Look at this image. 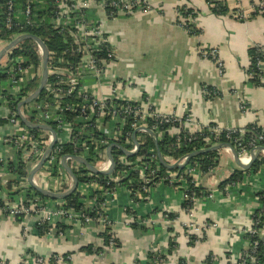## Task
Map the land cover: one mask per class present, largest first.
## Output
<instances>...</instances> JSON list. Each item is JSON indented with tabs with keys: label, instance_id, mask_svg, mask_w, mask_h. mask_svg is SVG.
<instances>
[{
	"label": "crops",
	"instance_id": "crops-1",
	"mask_svg": "<svg viewBox=\"0 0 264 264\" xmlns=\"http://www.w3.org/2000/svg\"><path fill=\"white\" fill-rule=\"evenodd\" d=\"M146 1L151 7L146 14L103 19L118 56L115 72L129 85L122 91L125 96L149 101L163 115L190 116L202 129L217 125L264 129V63L260 85L249 78V51L259 47L264 53V14L253 15L260 0H225L229 13L223 16L211 14L206 0ZM181 7L195 11L197 34L189 35L177 24L176 12ZM236 11L248 18L236 19ZM212 49L218 52L220 71L201 55ZM8 115L0 111V159L16 163L17 154L1 141L12 130ZM217 153L218 165L212 171L204 173L200 168L201 172L194 173L200 190L211 192L213 198L200 201L193 213L185 210L180 187L159 182L136 199L118 187L104 207L105 223L87 214L91 222L55 219L43 223V231L37 214L24 221L0 217V264H34L35 257L44 259V264L55 258L59 259L55 264H153L155 255L164 259L162 264H205L210 258L212 264H230L247 247L244 232L259 208L264 165L244 171L226 148ZM60 169L64 170L61 163ZM2 170L0 199L27 200L24 194L9 200L3 191L15 178L6 166ZM235 172L240 174L237 181L221 188ZM34 180L40 188L56 192V179L45 172H37ZM42 201L52 207L61 200ZM85 201L84 196L81 203ZM195 223L202 227L201 233L189 234V225ZM24 224L30 233H24ZM105 235L114 238L115 248L104 244ZM190 235L197 241H191ZM169 241L175 243L171 253ZM89 246L102 252L90 254Z\"/></svg>",
	"mask_w": 264,
	"mask_h": 264
},
{
	"label": "built area",
	"instance_id": "built-area-1",
	"mask_svg": "<svg viewBox=\"0 0 264 264\" xmlns=\"http://www.w3.org/2000/svg\"><path fill=\"white\" fill-rule=\"evenodd\" d=\"M150 10L146 0H0V26L4 34H10L7 40H1L6 42L5 45L22 35H33L29 31L44 32L41 38L36 37L47 49L46 83L38 98L21 107L19 112L27 121L50 126L56 132L57 142L48 160L38 171L56 179V193L67 191L72 185L71 177L60 169L62 159H65L73 172L85 170L72 159L73 156L81 157L97 170L106 172L111 167L106 155L109 145H118L130 153H136L131 160L121 152L119 154V148L112 147L115 148L113 155L111 153L115 169L110 175L103 176L102 180L85 170V177L91 180L79 182L76 189L82 200L84 196L86 198L81 209L70 208L62 200L50 207L36 196L14 202H9L6 197L0 199V217L24 221L37 214L40 216L37 225L42 227L43 223L55 219L91 222L87 217V214H91L100 223H105L102 218L104 207L118 187L124 188L130 197L136 199L150 193L159 182L180 187L184 192L185 210L193 213L200 201L213 198L211 192L200 190L198 176L194 174L197 170L201 172L199 164L189 162L182 171L173 170L161 174L154 150L146 146V137H150L147 130L154 133L157 141L156 135L162 139L166 133L175 138L177 144L181 139L185 142L201 139L206 148L229 144L244 165L250 162L252 153L259 152V156L264 157V146L261 145L264 142V129L257 134L251 133L246 141L245 129H224L218 125L202 129L190 116L163 115L155 112L149 101H133L125 96L122 91L127 90L129 85L115 72L118 56L106 34L103 19L132 15L135 12L146 14ZM187 10L184 7L182 12ZM182 12L178 9L176 16L177 24L184 29L185 23L193 22V18L183 16ZM258 14H264V0L253 7V15ZM234 17L248 18L241 11H236ZM32 43L38 57L37 66L27 64L20 55H13V51L21 44L5 54L8 56L5 68L0 66V75L5 77L0 83V111L8 112L7 125L12 129L8 130L1 141L6 148L20 154L23 162L27 163V174L20 179V187L29 186L28 173L53 141L49 132L32 130L23 125L18 117V105L16 108L12 105V102L19 100V91L30 82H40L42 76L43 51L36 42ZM201 55L209 58L221 70L222 63L217 50L201 51ZM263 63H258L260 73ZM253 77L249 73V78ZM33 91L27 93L19 103ZM203 93L208 94L205 89ZM163 127L168 129L161 130ZM66 145L70 148L68 154L64 152ZM258 147H262V150L259 151ZM226 150L231 152L228 148ZM186 158L163 159L169 165H181ZM1 162L6 161L0 159ZM2 169L0 167V175ZM33 181L36 184L34 177ZM257 198L259 208L253 216L251 227L244 232L248 240L247 247L230 264H264L257 253L259 240L264 234V199L262 201L260 196ZM260 224H263L262 229L258 228ZM24 225V233H30ZM201 228L196 223L190 224L188 233L198 235ZM193 235L190 236L197 241ZM107 244L115 248L114 238L110 237ZM33 260L34 264L45 263L42 258L35 257ZM51 260L56 263L59 259ZM212 260H208L209 264H212ZM163 261V258L156 255L152 263L162 264Z\"/></svg>",
	"mask_w": 264,
	"mask_h": 264
},
{
	"label": "trees",
	"instance_id": "trees-1",
	"mask_svg": "<svg viewBox=\"0 0 264 264\" xmlns=\"http://www.w3.org/2000/svg\"><path fill=\"white\" fill-rule=\"evenodd\" d=\"M206 4L211 12V14L215 15V16H223L229 13V8L227 7V4L225 2V0H206ZM184 7L179 8V11H183ZM183 16L187 17L188 15L191 16L193 18V21L195 19L196 13L195 11H193L192 9H189L187 11L182 12ZM184 29L185 31L189 34V35H195L198 32L196 31L193 22H188L185 23L184 25ZM31 34L40 37L42 33H44L43 31H29ZM10 34H4L1 26H0V41L1 40H7L9 38ZM47 46L49 47V45L47 44ZM13 55H20L24 58V60L26 61L27 64H34L37 66L38 64V57L36 56V52H35V46L33 45L32 41H25L23 42L17 49H15L13 51ZM249 59H250V70L249 73H252L254 75V77L251 79V82L256 85L259 86L260 85V77L262 76V74L260 73V71L258 70V63L259 62H264V53L262 51L261 48L259 47H255L252 48L249 51ZM5 79V77H2L0 75V83ZM36 88V84L35 82H30L26 88L22 89L21 91H19V95H18V99L16 103L12 102L13 107H17V105L19 104V101L21 99H23L27 93L33 91ZM208 90V89H206ZM150 124L152 123L149 120ZM54 128V125H51ZM168 129V127H163L161 130H166ZM245 131H247V133L245 134V140H248V137L250 136V134H257L260 133L262 131L261 128L257 127V126H250L248 128L245 129ZM157 139H158V148L159 151L161 153V156L163 158H172L174 160H179L184 156H188L193 152L196 151H200L203 149H206V145L205 143L201 140V139H196L193 140L191 142H185L183 139H181L179 141V144L176 143L175 138L173 137H169L168 134H164L162 139L159 138L158 135ZM223 142H226L225 139L222 138ZM261 145L264 146V142H261ZM146 146L151 147L154 152H155V148H154V144H153V139L150 137H146ZM64 152L66 154H68L70 152V148L68 145L64 146ZM119 154L120 151H118ZM156 154V152H155ZM21 155H17V162L13 163V162H1L0 163V167H5L6 166V170H8L9 175H12L13 178L10 180L7 185L5 186L4 189V193L9 196L10 201H12V198H14L15 196L19 195V194H24L25 198L28 200V198L33 196L39 197L42 200H47L46 198H43L42 196H40L39 194H37L35 191H33L29 186L28 187H20L19 186V182L20 179L26 177L27 174V163L23 162L22 158L20 157ZM134 158H131V160ZM89 161L92 162V159L89 158ZM192 163H198L201 170L204 173H208L210 171H212L217 165H218V153L217 152H211V153H206L203 155H199L193 159H191ZM261 165H264V158L263 157H259V159H256L255 162L252 165L253 171H256ZM174 171H177V169H175ZM179 171V170H178ZM167 170L164 169L161 166V174L166 173ZM87 172L85 170H80V171H74V174L76 175L77 179L79 182H87L90 181L91 179H87V177H85V174ZM240 174L235 172L228 180L222 182L220 184L221 188L224 187L227 184L230 183H234L237 181V179L240 177ZM99 179H102L103 176H98ZM258 196L262 197V201L264 199V191L259 193ZM64 202L67 204L68 207L73 208L78 210L81 206H82V197L77 193H73L72 195H70L69 197H67ZM263 218H264V211H263ZM264 221V219H263ZM258 228L262 229L263 228V224H260L258 226ZM41 230H46L45 226H42L40 228ZM108 238L109 236L105 235L103 237L104 239V244L108 243ZM191 241H194V238L191 239ZM117 244V243H116ZM175 247V243H173V241H169V248H168V253H171V251L174 249ZM86 251L90 254H99L102 252L101 249H95L93 250L90 246L86 249ZM257 253L260 256V259L264 260V245L261 242V239L259 240V245L257 248ZM156 255L152 258V260H155ZM55 261L51 260V264H54ZM179 264H186L184 261H180ZM205 264H209V261H206Z\"/></svg>",
	"mask_w": 264,
	"mask_h": 264
},
{
	"label": "water",
	"instance_id": "water-1",
	"mask_svg": "<svg viewBox=\"0 0 264 264\" xmlns=\"http://www.w3.org/2000/svg\"><path fill=\"white\" fill-rule=\"evenodd\" d=\"M25 41H33L36 42L42 49L43 51V55H42V76L39 82V85L36 87V89L32 92L31 95H29L27 98H25L23 101H21L18 104V108H17V112H18V117L20 119V121L22 122L23 125H25L26 127H28L29 129L32 130H42V131H47L49 132L52 137H53V141L52 143L48 146V148L46 149V151L44 152L43 156L41 157V159L39 160V162L37 163V165L29 172L28 176H27V184L29 185V187L35 191L37 194H39L40 196H42L43 198L46 199H52V200H65L67 197H69L70 195H72L73 193L76 192L77 186H78V179L76 177V175L74 174V172L69 168V166L65 163V159H62L61 164L62 167L64 168L65 172L71 177L72 179V185L71 187L62 193H54V192H50V191H46L45 189L40 188L39 186H37L34 181H33V177L34 175L41 169V167L46 163V161L48 160L50 154H51V150L54 147V145L57 142V135L56 132L47 125H37L34 123H31L29 121H27L19 112L20 108L26 105L31 104L32 102H34L38 96L41 94V92L43 91L44 85L46 83V78H47V49L45 48V45L34 35H22L16 39H14L13 41H11L10 43H8L7 45H5L4 47H2V49L0 50V60L2 59V57L5 56V54L10 51L11 49L15 48L16 46L22 44ZM147 133L149 134V136L153 139V144H154V148H155V152H156V157L158 160V163L160 164V166H162L164 169H166L167 171H173L175 169L182 171L186 165L189 164V162L191 161V159L199 156V155H203L206 153H211V152H217L223 148H228L231 151V154L233 156V160L235 162V164L241 168L244 171H249L253 165V163L255 162L256 159H258L259 157V152L256 153H252L251 154V160L247 165L242 164L237 156L236 151L233 149V147L229 144L226 143H222V144H218L216 146L213 147H209L200 151H196L191 153L190 155L187 156L185 162L181 165H178L177 163L173 164V165H169L167 164L163 157L161 156V153L159 151L158 148V142L156 140V138L154 137V133L147 130ZM135 135L136 132L133 134V140L135 141ZM135 144L137 145V143L135 142ZM117 147L119 148L120 152L128 157V158H133L136 153H130L128 151H126L125 149H123L122 147L118 146V145H110L107 148V157L111 163V167L108 171L106 172H102L97 170L95 167H93L90 163H88L85 159L81 158V157H75L73 156L72 159L78 163H80L86 171L90 172L91 174L95 175V176H108L110 175L113 170L115 169V161L113 160L112 156H111V149L112 147ZM138 146V145H137ZM138 149V147H137ZM258 150H262V147H258ZM261 242L264 245V234L261 237Z\"/></svg>",
	"mask_w": 264,
	"mask_h": 264
},
{
	"label": "rangeland",
	"instance_id": "rangeland-1",
	"mask_svg": "<svg viewBox=\"0 0 264 264\" xmlns=\"http://www.w3.org/2000/svg\"><path fill=\"white\" fill-rule=\"evenodd\" d=\"M5 44H6V42L1 41V42H0V49H1ZM7 62H8V56L6 55V56L2 57V59H1V61H0V66L3 67V68H5ZM37 81H39V80L37 79ZM2 84H4V83H2ZM35 84H36V87H37V86L39 85V82H37V83H35ZM49 202H52V201H49Z\"/></svg>",
	"mask_w": 264,
	"mask_h": 264
}]
</instances>
